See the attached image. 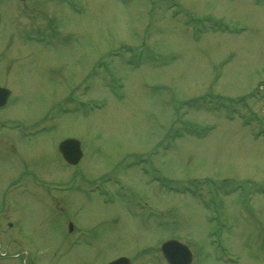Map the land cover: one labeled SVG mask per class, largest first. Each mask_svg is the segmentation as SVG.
Masks as SVG:
<instances>
[{
	"label": "rangeland",
	"instance_id": "374dc122",
	"mask_svg": "<svg viewBox=\"0 0 264 264\" xmlns=\"http://www.w3.org/2000/svg\"><path fill=\"white\" fill-rule=\"evenodd\" d=\"M0 11V86L13 91L1 117L47 130L11 135L10 158L0 149V187L24 171L44 182L11 195L24 253L168 264L160 246L176 239L192 264H264V0H0ZM55 138L81 143L71 170ZM72 223L93 236L73 244Z\"/></svg>",
	"mask_w": 264,
	"mask_h": 264
},
{
	"label": "flooded vegetation",
	"instance_id": "af4514ba",
	"mask_svg": "<svg viewBox=\"0 0 264 264\" xmlns=\"http://www.w3.org/2000/svg\"><path fill=\"white\" fill-rule=\"evenodd\" d=\"M25 12H29L28 10H25ZM40 35V34H39ZM43 37V36H41ZM42 40V38H40ZM12 94L10 98L7 101V104L0 108V149L1 148H7L5 152V158H10V153H13L15 149V142L11 139V135L16 138L17 140H28L32 139L34 137H37L39 134H42L43 132L47 131L45 129H40L42 125H35V126H29L27 123L21 121V120H10V119H4L2 118V110H6L8 108L10 101H11ZM45 130V131H44ZM59 139L55 138L53 140L54 148H56L58 152V146H59ZM10 149V150H9ZM59 155V152H58ZM6 162H9L7 160ZM68 165V164H67ZM69 170H71L73 167L68 165ZM23 171V169H22ZM25 173L22 172L21 177H9L3 180V185L0 187V264H8V259L14 260L13 263L19 264L21 256H25L23 258V264H37V258L30 257L31 254L28 252L23 251L24 245L27 246V240H24L17 231L18 226L13 221L11 217V195L14 197L19 194L24 195H33L36 196L38 193V190L44 191V182L41 181L40 178H36L33 181V178H26L23 176ZM72 177V175H71ZM49 189H53L52 191H56V186H59V184H48L47 187ZM51 190L47 191L48 194L51 193ZM13 199V198H12ZM52 202L56 205L57 199L54 197L51 198ZM76 228L75 226H69V234H71V241L73 244L80 241L84 236H93V233L89 235V231L85 230H73ZM73 232V233H72ZM34 243V239L33 242ZM4 250V251H2ZM13 251V256L9 257V253Z\"/></svg>",
	"mask_w": 264,
	"mask_h": 264
},
{
	"label": "water",
	"instance_id": "95a60500",
	"mask_svg": "<svg viewBox=\"0 0 264 264\" xmlns=\"http://www.w3.org/2000/svg\"><path fill=\"white\" fill-rule=\"evenodd\" d=\"M10 91L0 87V107H2L8 97ZM60 151L64 158L70 163L76 165L81 157V144L76 139H67L60 144ZM161 251L169 264H191L192 253L190 249L177 240H168L161 246ZM109 264H131L127 257H120Z\"/></svg>",
	"mask_w": 264,
	"mask_h": 264
},
{
	"label": "bare ground",
	"instance_id": "6f19581e",
	"mask_svg": "<svg viewBox=\"0 0 264 264\" xmlns=\"http://www.w3.org/2000/svg\"><path fill=\"white\" fill-rule=\"evenodd\" d=\"M1 21H2V19H1Z\"/></svg>",
	"mask_w": 264,
	"mask_h": 264
}]
</instances>
